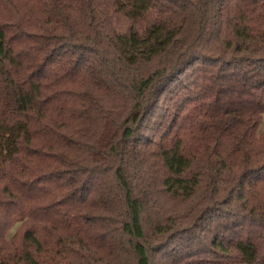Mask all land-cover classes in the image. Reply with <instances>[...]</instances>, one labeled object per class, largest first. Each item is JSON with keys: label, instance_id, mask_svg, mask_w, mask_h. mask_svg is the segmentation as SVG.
Here are the masks:
<instances>
[{"label": "trees", "instance_id": "1", "mask_svg": "<svg viewBox=\"0 0 264 264\" xmlns=\"http://www.w3.org/2000/svg\"><path fill=\"white\" fill-rule=\"evenodd\" d=\"M264 0H0V264H264Z\"/></svg>", "mask_w": 264, "mask_h": 264}, {"label": "rangeland", "instance_id": "2", "mask_svg": "<svg viewBox=\"0 0 264 264\" xmlns=\"http://www.w3.org/2000/svg\"><path fill=\"white\" fill-rule=\"evenodd\" d=\"M263 116H264V114H263Z\"/></svg>", "mask_w": 264, "mask_h": 264}]
</instances>
